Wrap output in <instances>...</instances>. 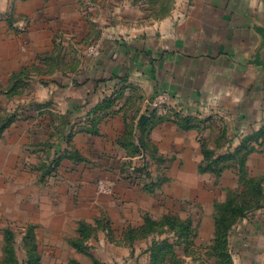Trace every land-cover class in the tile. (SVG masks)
Listing matches in <instances>:
<instances>
[{
	"label": "rangeland",
	"instance_id": "374dc122",
	"mask_svg": "<svg viewBox=\"0 0 264 264\" xmlns=\"http://www.w3.org/2000/svg\"><path fill=\"white\" fill-rule=\"evenodd\" d=\"M170 2L36 0L0 23V264H264L263 72L237 78L221 61L207 104L165 106L146 145L135 123L116 144L103 121H70L61 106L124 3L155 18Z\"/></svg>",
	"mask_w": 264,
	"mask_h": 264
},
{
	"label": "crops",
	"instance_id": "0c3cea01",
	"mask_svg": "<svg viewBox=\"0 0 264 264\" xmlns=\"http://www.w3.org/2000/svg\"><path fill=\"white\" fill-rule=\"evenodd\" d=\"M35 2L0 0V23L14 14L29 17L37 9ZM121 8L123 13L108 22L111 33L104 39L101 55L89 67L87 79L65 85L63 93L71 94L73 86L75 92L60 101L65 111L72 112L70 121H103V136H112L116 144L129 125L135 123L138 131L134 137H138L144 127H151L155 115L167 110L153 105L161 92L171 95L168 107L179 112L205 106L207 98L202 91L210 88L211 75H221V61L223 73H228L230 62L231 73L237 78L248 69L264 74L259 59L264 44V0H171L165 12L155 18L131 16L130 3ZM214 65L216 72L211 68ZM258 76L247 86L257 92ZM120 96L130 100L120 103ZM139 96L143 104L135 111L129 109ZM105 101L108 103L99 108ZM112 104L114 109L109 106ZM83 134L87 133L80 131L74 136V147L81 149ZM151 137L154 139V134Z\"/></svg>",
	"mask_w": 264,
	"mask_h": 264
},
{
	"label": "trees",
	"instance_id": "16d2710c",
	"mask_svg": "<svg viewBox=\"0 0 264 264\" xmlns=\"http://www.w3.org/2000/svg\"><path fill=\"white\" fill-rule=\"evenodd\" d=\"M104 103H108L107 101H105V102H103L100 106H98L99 108H102V107H104ZM156 112V111H155ZM155 117L157 118L156 119V121L154 122V123H156V122H158L159 121V116H156L155 115ZM146 130V127H144L143 128V132ZM135 136V133L132 135L131 133H130V137H132V141H133V137ZM139 141H140V143H141V145H146V142H145V138L141 135L140 137H139ZM134 143V142H133ZM206 158H208V154H206ZM205 158V159H206ZM209 167H211V166H209ZM48 170V169H47ZM49 172H51V171H47L46 173H49ZM226 207L228 208V204L226 205ZM242 208H244V207H242V206H239V208H238V211H242ZM224 219V217H218V222H217V225H218V232H221V230H222V228H223V226H224V223H222V220ZM232 223H233V221H230L229 223H227V227L228 226H230V225H232ZM85 226H86V224H85ZM84 226V227H85ZM216 232H217V230H216ZM218 234V233H217ZM214 242L216 243V242H220V239H219V234L217 235V237L215 238V240H214Z\"/></svg>",
	"mask_w": 264,
	"mask_h": 264
},
{
	"label": "built area",
	"instance_id": "2783aa9c",
	"mask_svg": "<svg viewBox=\"0 0 264 264\" xmlns=\"http://www.w3.org/2000/svg\"><path fill=\"white\" fill-rule=\"evenodd\" d=\"M99 47H100V43L96 44L94 46V52H98ZM170 101H171V95L166 92H161L157 94V96L153 100V105L155 107H165L170 104Z\"/></svg>",
	"mask_w": 264,
	"mask_h": 264
},
{
	"label": "water",
	"instance_id": "95a60500",
	"mask_svg": "<svg viewBox=\"0 0 264 264\" xmlns=\"http://www.w3.org/2000/svg\"><path fill=\"white\" fill-rule=\"evenodd\" d=\"M259 59L262 63H264V44L261 46L259 50Z\"/></svg>",
	"mask_w": 264,
	"mask_h": 264
}]
</instances>
